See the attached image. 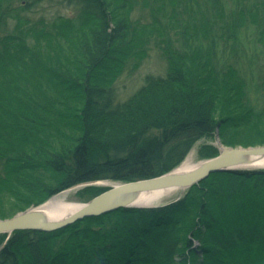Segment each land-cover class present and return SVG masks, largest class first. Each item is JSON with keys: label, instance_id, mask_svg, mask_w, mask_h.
Instances as JSON below:
<instances>
[{"label": "trees", "instance_id": "1", "mask_svg": "<svg viewBox=\"0 0 264 264\" xmlns=\"http://www.w3.org/2000/svg\"><path fill=\"white\" fill-rule=\"evenodd\" d=\"M15 1L0 0V28L14 21L13 30L0 35L1 73L6 74L13 68V62L23 60L28 53L25 48L29 37L48 39L65 24L77 28L94 22L98 28L94 45L97 53L88 63L85 83L79 86V81H75L69 87L74 86L82 94L81 118L89 123L86 133L71 148L42 151L36 145L41 132L63 121L61 107L65 106V99L60 90L64 93L69 90L67 87L58 81L53 84L36 78L31 82L33 89L22 93L17 101L0 92V186L4 195L10 197L8 203H0V219H9L16 212L40 205L73 187L159 177L179 167L200 139L214 136L217 130L225 145H243L236 140L244 135V130L259 127L264 118V105H256L246 76L234 65L222 67L226 62H218L216 58L219 52L216 40L206 35V45L197 43V35L189 31V27H194L191 24L185 28L189 35H181L180 48L166 38L156 41L163 45L167 72L147 76L140 92L183 84L184 61L198 56L209 66L218 85L231 83L237 93H233L235 103L231 111L221 103L222 95L212 103L199 101L200 93L193 92L194 95L177 100L122 139L97 137L93 123L126 118L137 96L136 92L122 100L115 86L101 87L91 82L92 69L102 70L113 59L112 46L119 39L120 31L111 27L107 0H59L61 5L78 9V14L43 16L36 20H28L24 13L38 12L36 8L45 0H26L25 5L18 7L14 6ZM169 1L174 10L171 21L179 15L187 16L188 24L196 20L198 0H156L160 13H168ZM230 1L234 8L232 15L242 16L253 8L264 7V0ZM123 2L128 4V0ZM228 3L205 0L204 9L207 14L224 18ZM177 5L178 12L177 7L174 9ZM207 14L202 18H207ZM155 17L159 25L162 19ZM234 23L228 34L237 47L240 33L236 26L233 28ZM161 31L164 37L167 26ZM261 34L263 41L264 31ZM225 112L227 117L221 116ZM261 131L264 133V128ZM209 150L200 151L202 159L218 154L217 150ZM215 174L229 178L215 185L209 181ZM103 190L85 187L79 193L80 201L88 202ZM189 190L184 198L157 208H119L83 217L52 231L20 229L0 234V264H195L196 258L198 264H264V170L213 172ZM193 190H198V195L191 196ZM197 241L201 248L197 247Z\"/></svg>", "mask_w": 264, "mask_h": 264}, {"label": "rangeland", "instance_id": "2", "mask_svg": "<svg viewBox=\"0 0 264 264\" xmlns=\"http://www.w3.org/2000/svg\"><path fill=\"white\" fill-rule=\"evenodd\" d=\"M17 1L14 2L15 7L26 4V0ZM225 1L229 2L227 4L226 15H224V18H219L214 16L213 13L207 14V10L204 9L205 0H198L196 4L200 5L198 6V10L196 6L198 12L197 18L188 24V17H182L179 13H177V16L179 15L177 20L171 21L172 11H174L172 6H170L173 4L171 1L167 5L168 13L164 14L158 11L156 0H128L129 5L127 3L125 5L123 0H107L111 12V27L112 30L118 29L120 31L117 34L119 39L112 46L113 59L107 62L102 70L92 69L91 82L101 85V87L115 86L122 100H127L136 92L137 96L136 104L129 110L126 118L115 122L98 120L94 123L91 122L94 124L92 126L94 135L103 139H122L127 134L133 132L138 125H142L147 120H150V118L159 116L166 108L175 105L177 100L183 99L188 94L194 95L193 92L200 93L202 99L199 98V101L205 102V100H210L213 101L212 103L216 102L218 97L222 95L224 99L221 103L224 102V105L231 111V107L235 103L233 99L235 91L231 88V83L224 82L222 85H218L215 78H212L209 66H205V63L198 56L184 61L185 69L183 75L186 78L183 84L174 83L159 89L149 88L146 92H140L141 87L145 84L144 79L147 76L152 74L164 75L167 72L168 63L162 53L163 49L161 46L163 45L161 44L160 46L156 41L166 38L169 43L175 45L176 48H180L179 46L183 45L181 35H189V32L185 28L191 24L194 27H189V31H191L192 35H197V37L195 36L197 43L200 42L206 45L208 41L206 35H210L209 37L216 40L219 48V52L216 54L218 62H226L222 67L234 65L238 68L249 81L250 90H252L251 94L254 97V101H256V105L258 107L264 105V40L262 41L261 39V31H264V7L253 8L252 12H244L245 14L242 16H239L237 13L232 15L233 4L230 0ZM251 1L253 2L254 0H247L246 2ZM256 1L260 3V0ZM59 3V0H45L36 8L38 12H26L24 15L28 20H36L43 16L64 15L75 17L78 14V9L76 10V8ZM176 7L178 12L180 9L177 5L174 8L175 10ZM203 14H207V18H202ZM155 15L160 16L159 19H162L161 22H158L159 25L155 22ZM182 19H187V21L184 22ZM232 20L235 22L232 25L233 28L236 26V30L240 33L237 47L233 42L234 38H232V35L228 34L230 33L229 27L233 22ZM206 22L211 24L210 27L207 26ZM166 26L168 31L164 37H161V29ZM13 27L14 21L10 20L6 28H0V35L13 30ZM58 29V34L56 32L55 36L48 39H42L41 36L38 38L37 35L29 37L28 47L25 48V51L28 53L22 57L23 60L13 62V68H9L6 74H3L5 71L3 73L0 72V92H5L10 99L12 98L16 101L22 93L33 89L31 82L36 78H42L53 84L58 81L65 89L66 87L69 89L64 93L60 90L65 99V106L61 107V110L64 112L63 121L54 128L41 132L39 135L40 139L36 145L42 151L53 149V147L55 148L53 150L56 152L71 148L75 145L76 139L86 133L89 124L87 123L88 120L81 118L84 107L82 94L74 86L73 89L69 87L75 81H79V86L85 83L84 76L89 71L88 63L92 56L97 53L94 45L98 28L94 22L89 21L84 26L81 25L77 28L65 24ZM178 103L181 102L178 101ZM227 115L228 112H225L221 116L227 117ZM263 128L264 118L260 120L259 127L256 125L254 130H244V135L239 140H236V142H241L243 145L238 144L236 146L225 145L217 130L214 136L200 139L179 167L183 168L187 160L191 165H199L206 160L218 157L223 149L248 150L264 147V133L261 131ZM245 143L249 145L244 146L246 145ZM209 149L211 151L217 150L218 154L212 158L202 159L200 151H210ZM228 178L215 174L209 178V181L216 185L219 182L227 181ZM120 184L122 182L100 181L73 187L53 196L40 205L30 206L24 211L16 212L13 217L29 210L41 208L53 199H61L69 206L84 205L92 200L88 202L80 201L81 196L79 193L85 187L97 186L104 189L101 192L103 193L109 190L110 187ZM189 188H176L167 191L168 193L165 195L162 206L184 198L190 192ZM198 193V190H193L191 196L198 195ZM9 200V195H4L3 188L0 186V203H8ZM124 208H128V206ZM71 211L72 209L63 211L58 216L61 219H63L62 217L65 219L70 216H67L68 214L73 212ZM196 245L198 248H201V243L198 241ZM194 262L198 264L199 259L196 258Z\"/></svg>", "mask_w": 264, "mask_h": 264}, {"label": "water", "instance_id": "3", "mask_svg": "<svg viewBox=\"0 0 264 264\" xmlns=\"http://www.w3.org/2000/svg\"><path fill=\"white\" fill-rule=\"evenodd\" d=\"M264 156V147L242 149H223L218 157L206 160L205 162L186 170L181 167L172 172L159 177L135 181L124 182L120 185L110 187L74 214L65 219L51 220L41 208L29 210L9 219L0 220V234L11 233L20 229H35L40 231H52L86 216L100 215L119 208L127 207L134 202L139 194L153 191L164 192L176 188L191 187L212 172L224 171L232 165L244 163L248 159H258Z\"/></svg>", "mask_w": 264, "mask_h": 264}, {"label": "bare ground", "instance_id": "4", "mask_svg": "<svg viewBox=\"0 0 264 264\" xmlns=\"http://www.w3.org/2000/svg\"><path fill=\"white\" fill-rule=\"evenodd\" d=\"M210 160V159H209ZM197 165H191L189 161L185 162L184 167L182 169H192ZM226 171L230 170H261L264 169V156L260 157L258 159L250 158L248 161L244 163H239L238 165H232L228 168H225ZM166 190L164 192L160 191H153L148 192L144 194H139L136 198V200L128 205V208H157L163 205V200H165V195H167ZM184 191V190H181ZM82 207V205L78 206H69L68 204H65L61 199H53L51 202H49L46 206L42 208L44 213H46L47 218L51 220H59L61 217H59L63 211H69L72 209V213L74 214L77 210H79ZM68 213V212H67ZM70 213V212H69ZM72 213L68 214L72 215ZM59 215V216H58ZM66 216V217H67ZM64 219V217H62Z\"/></svg>", "mask_w": 264, "mask_h": 264}]
</instances>
